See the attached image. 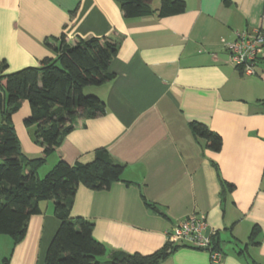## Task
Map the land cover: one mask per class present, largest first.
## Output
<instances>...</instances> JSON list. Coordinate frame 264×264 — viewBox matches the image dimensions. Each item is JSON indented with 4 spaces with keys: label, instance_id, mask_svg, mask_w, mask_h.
Here are the masks:
<instances>
[{
    "label": "crops",
    "instance_id": "crops-1",
    "mask_svg": "<svg viewBox=\"0 0 264 264\" xmlns=\"http://www.w3.org/2000/svg\"><path fill=\"white\" fill-rule=\"evenodd\" d=\"M184 1L177 15L125 18L116 0H0L2 74L55 56L62 34L70 43L76 36L119 42L109 67L115 78L90 87L106 113L80 121L39 171L46 174L60 158L90 162L100 148L125 165L109 188L80 184L74 197L71 215L91 221L107 247L100 264L114 251L146 255L167 247L176 222L194 214L217 234L223 257L212 261L209 251L178 243L160 264H264V52L247 73L227 51L238 31H264V0ZM30 112L24 100L13 123L23 153L33 158L43 146L24 124ZM192 121L222 137L219 151L195 138ZM39 205L21 242L0 234V264H45L61 220L51 200Z\"/></svg>",
    "mask_w": 264,
    "mask_h": 264
},
{
    "label": "trees",
    "instance_id": "trees-1",
    "mask_svg": "<svg viewBox=\"0 0 264 264\" xmlns=\"http://www.w3.org/2000/svg\"><path fill=\"white\" fill-rule=\"evenodd\" d=\"M153 1L116 0L125 18L154 14L166 17L186 10L184 0H160L157 8L153 7ZM56 40L58 44L52 47L55 56L44 58L40 65L0 73V81L5 80L4 85L0 83V234L10 236L15 244L21 242L30 217L41 212L40 202L51 200L54 215L61 224L47 249L45 264H100L98 258L107 253V247L94 237L91 221L71 215L74 197L80 184L93 190L109 188L122 178L125 165L100 148L90 162L70 164L60 158L44 176L39 171L80 121L106 113L102 98L85 93V88L101 86L115 78L109 67L118 53L119 42L109 36H76L70 43L64 34ZM259 58L261 55L254 62ZM6 66L3 62L1 69ZM24 100L31 109L24 124L34 127L35 141L43 146L39 157L30 158L23 153L14 128L13 115ZM189 126L195 138L205 141L206 148L221 149L222 137L206 124L192 121ZM220 181L225 188L233 190V184ZM258 232L254 227L250 242H254ZM216 237L217 234L211 237L212 249L219 250ZM178 247L179 244L169 243L146 255L114 251L108 263L160 264L170 256L169 249ZM246 250L247 247L241 248L238 253ZM8 262L9 258H5L4 264Z\"/></svg>",
    "mask_w": 264,
    "mask_h": 264
},
{
    "label": "built area",
    "instance_id": "built-area-1",
    "mask_svg": "<svg viewBox=\"0 0 264 264\" xmlns=\"http://www.w3.org/2000/svg\"><path fill=\"white\" fill-rule=\"evenodd\" d=\"M227 51L231 62L247 73H254L253 63L264 52V31H238L236 38L228 43ZM209 230V233L206 232ZM212 235L204 216L190 215L179 220L168 233V243H186L190 247L210 252L212 261H219L223 253L212 249Z\"/></svg>",
    "mask_w": 264,
    "mask_h": 264
},
{
    "label": "rangeland",
    "instance_id": "rangeland-1",
    "mask_svg": "<svg viewBox=\"0 0 264 264\" xmlns=\"http://www.w3.org/2000/svg\"><path fill=\"white\" fill-rule=\"evenodd\" d=\"M4 92H5V91H4ZM5 93H6V92H5ZM85 93H87V94L92 93L91 88H90V87H86V88H85ZM5 96H7V94H6ZM44 175H45V174H44ZM44 175H41V176H44Z\"/></svg>",
    "mask_w": 264,
    "mask_h": 264
},
{
    "label": "water",
    "instance_id": "water-1",
    "mask_svg": "<svg viewBox=\"0 0 264 264\" xmlns=\"http://www.w3.org/2000/svg\"><path fill=\"white\" fill-rule=\"evenodd\" d=\"M207 234L209 233V230L206 232ZM171 251V249H169V252Z\"/></svg>",
    "mask_w": 264,
    "mask_h": 264
}]
</instances>
